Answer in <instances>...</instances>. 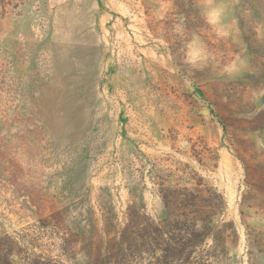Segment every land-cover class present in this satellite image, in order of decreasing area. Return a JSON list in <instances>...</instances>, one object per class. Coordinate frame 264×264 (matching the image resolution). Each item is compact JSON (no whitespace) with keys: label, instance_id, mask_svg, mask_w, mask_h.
<instances>
[{"label":"rangeland","instance_id":"rangeland-1","mask_svg":"<svg viewBox=\"0 0 264 264\" xmlns=\"http://www.w3.org/2000/svg\"><path fill=\"white\" fill-rule=\"evenodd\" d=\"M199 177L211 263L264 264V0H0L5 264H156L133 205Z\"/></svg>","mask_w":264,"mask_h":264},{"label":"trees","instance_id":"trees-1","mask_svg":"<svg viewBox=\"0 0 264 264\" xmlns=\"http://www.w3.org/2000/svg\"><path fill=\"white\" fill-rule=\"evenodd\" d=\"M192 180V179H190ZM192 186H181L182 178L158 184L165 216L159 221L146 214L145 207L133 205V244L149 246L156 264H213L215 246L205 251L210 239L216 241L218 224L227 205L223 194L194 178ZM217 220V222H215ZM8 257L0 258V264ZM183 260V261H182Z\"/></svg>","mask_w":264,"mask_h":264}]
</instances>
